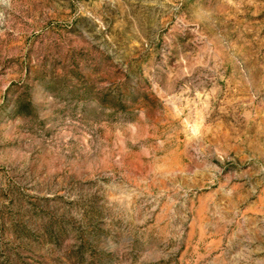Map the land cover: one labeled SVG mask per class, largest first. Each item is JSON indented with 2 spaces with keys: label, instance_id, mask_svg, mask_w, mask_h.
Returning a JSON list of instances; mask_svg holds the SVG:
<instances>
[{
  "label": "rangeland",
  "instance_id": "obj_1",
  "mask_svg": "<svg viewBox=\"0 0 264 264\" xmlns=\"http://www.w3.org/2000/svg\"><path fill=\"white\" fill-rule=\"evenodd\" d=\"M0 264H264V0H0Z\"/></svg>",
  "mask_w": 264,
  "mask_h": 264
}]
</instances>
